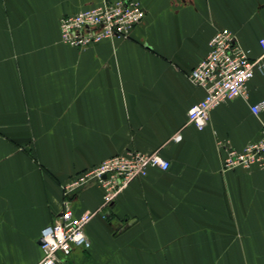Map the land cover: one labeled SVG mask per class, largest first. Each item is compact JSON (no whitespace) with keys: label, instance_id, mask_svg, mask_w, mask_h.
<instances>
[{"label":"crops","instance_id":"1","mask_svg":"<svg viewBox=\"0 0 264 264\" xmlns=\"http://www.w3.org/2000/svg\"><path fill=\"white\" fill-rule=\"evenodd\" d=\"M117 0H0V264H37L39 238L62 208V187L106 159L158 154L103 208L92 182L70 200L87 248L66 264H264V169L224 170L225 147L261 138L264 74L247 98L209 113L188 110L204 91L187 74L221 29L261 55L264 0H140L145 17L127 39L83 50L60 41L62 17ZM264 63V59H263Z\"/></svg>","mask_w":264,"mask_h":264},{"label":"built area","instance_id":"2","mask_svg":"<svg viewBox=\"0 0 264 264\" xmlns=\"http://www.w3.org/2000/svg\"><path fill=\"white\" fill-rule=\"evenodd\" d=\"M144 17L140 0L104 1L96 7L62 17L60 41L68 47L83 50L104 40L127 39ZM258 45L261 55L252 59L231 31L221 29L214 33L206 56L187 74L189 82L204 91L203 99L188 110L189 124L201 131L214 108L236 98H247V84L256 73L264 74V39H260ZM250 110L258 116L264 111V100L251 106ZM169 167V162L158 152L142 154L128 150L77 175L62 187L61 211L41 233L39 246L43 255L37 264H66L60 255L67 257L74 247L89 246L83 229L94 213L76 217L70 207V200L79 189L96 183L103 190L102 207L105 208L133 180L145 177L148 169L167 171ZM251 167L264 169V127L261 138L241 151L228 145L225 147L224 170Z\"/></svg>","mask_w":264,"mask_h":264}]
</instances>
